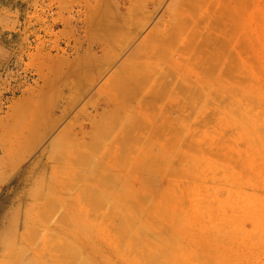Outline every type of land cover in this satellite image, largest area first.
Here are the masks:
<instances>
[{"label":"rangeland","instance_id":"1","mask_svg":"<svg viewBox=\"0 0 264 264\" xmlns=\"http://www.w3.org/2000/svg\"><path fill=\"white\" fill-rule=\"evenodd\" d=\"M11 3L0 70L37 79L0 73V264H264V0Z\"/></svg>","mask_w":264,"mask_h":264},{"label":"crops","instance_id":"2","mask_svg":"<svg viewBox=\"0 0 264 264\" xmlns=\"http://www.w3.org/2000/svg\"><path fill=\"white\" fill-rule=\"evenodd\" d=\"M10 1V2H9ZM4 4H10V5H3L0 7V11L5 13H15L16 11L22 10L21 8H15L11 3V0H3ZM20 21V19H19ZM36 23V20L30 21L27 19V13L26 11L23 12L22 20L20 21V25L18 28L20 39L24 40L26 36L34 34L38 29V27H33L32 25ZM23 42V41H21ZM17 46L16 44L10 45L9 47H6L5 49L9 52V58L10 56L20 49V46ZM24 47V46H23ZM27 47V46H26ZM1 73V70H0ZM1 86V85H0ZM23 96V95H22ZM20 96V97H22ZM9 99V98H8ZM0 116H4L7 113V107H4V104H0ZM6 191H3L0 193L1 195H4L6 197L0 198V257L2 256L3 252V226L7 219H10L13 217L14 213L17 210V203L15 202V198L11 197L13 195L22 194L20 192L17 193V188L15 187H7L5 188Z\"/></svg>","mask_w":264,"mask_h":264},{"label":"built area","instance_id":"3","mask_svg":"<svg viewBox=\"0 0 264 264\" xmlns=\"http://www.w3.org/2000/svg\"><path fill=\"white\" fill-rule=\"evenodd\" d=\"M1 78L7 81L6 95H16L29 85H33L37 79L34 72L27 67V58L11 60L8 66L1 72Z\"/></svg>","mask_w":264,"mask_h":264},{"label":"bare ground","instance_id":"4","mask_svg":"<svg viewBox=\"0 0 264 264\" xmlns=\"http://www.w3.org/2000/svg\"><path fill=\"white\" fill-rule=\"evenodd\" d=\"M169 10H171V7L170 8H168ZM160 24V25H159ZM159 24H158V27L159 28H161L162 26H164L163 24V21H159ZM150 33H152V32H150ZM153 34V33H152ZM152 36V35H151ZM150 38V34L149 35H146V37L144 38V39H142L141 40V42H140V45H139V47H137L136 49H135V51L131 54V56H134V55H136V56H138V57H141L142 58V56H144V57H149V59H152V58H154L152 55H150V56H148V53H146V51L144 50V48H143V44H145L146 42H147V40ZM139 39V38H138ZM165 41V40H164ZM138 42H136V44H137ZM171 60L173 61V63H176V62H178L176 59H174V58H171ZM150 61V60H149ZM139 62H141V61H139ZM139 62H137V63H139ZM147 63H149V62H147ZM172 63V62H171ZM126 64V63H125ZM148 65V64H147ZM137 66V65H136ZM173 66V65H172ZM141 67V66H140ZM143 67V66H142ZM145 67V66H144ZM146 68V67H145ZM120 70V69H119ZM121 71H123V69L121 70ZM120 71V72H121ZM134 71V70H133ZM143 71H144V69H143ZM124 72V71H123ZM129 72V71H128ZM131 72V71H130ZM136 73H134L133 75L135 76V74H138V72L137 71H135ZM139 72H140V70H139ZM141 73V72H140ZM132 74V73H131ZM142 74V73H141ZM242 74V73H241ZM144 76H146V75H144ZM143 76V77H144ZM237 83V82H236ZM138 86H139V83H138ZM138 90V89H137ZM136 90V88H135V90L134 91H137ZM239 90V89H238ZM240 91V90H239ZM246 226V225H245ZM248 227H246V229H247ZM245 229V227H244V225L242 226V229H239L238 231H236L235 232V235H234V238H233V248H234V251H236V250H238V245L240 244V241L241 242H244L245 240H246V238H247V234H248V231L247 230H249V229H247L246 230ZM250 229H252V227H250ZM242 232V233H241ZM252 232V231H251ZM235 264H237V259H235Z\"/></svg>","mask_w":264,"mask_h":264}]
</instances>
